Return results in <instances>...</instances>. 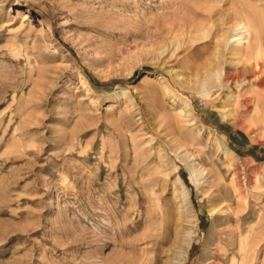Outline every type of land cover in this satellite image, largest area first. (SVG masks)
Wrapping results in <instances>:
<instances>
[{
	"label": "rangeland",
	"instance_id": "rangeland-1",
	"mask_svg": "<svg viewBox=\"0 0 264 264\" xmlns=\"http://www.w3.org/2000/svg\"><path fill=\"white\" fill-rule=\"evenodd\" d=\"M263 82L264 0H0V264H264Z\"/></svg>",
	"mask_w": 264,
	"mask_h": 264
},
{
	"label": "bare ground",
	"instance_id": "bare-ground-1",
	"mask_svg": "<svg viewBox=\"0 0 264 264\" xmlns=\"http://www.w3.org/2000/svg\"><path fill=\"white\" fill-rule=\"evenodd\" d=\"M233 27H234V29H235V31H236V33H235V36L233 37V39H232V41H234V42H236V44H238V45H241L242 43H241V35L242 34H244L245 32H246V30H243L242 31V29H243V26L242 25H240V24H234L233 25ZM240 34V35H239ZM237 35H239V37L237 36ZM243 46V45H242ZM247 48V47H246ZM249 48V47H248ZM233 50V49H232ZM235 50H236V52H235V54H240V53H243L244 51V49H242V47L241 48H235ZM259 50H260V47H259ZM234 51V50H233ZM261 51V50H260ZM263 51V50H262ZM250 52V51H249ZM251 53V52H250ZM218 54V53H217ZM252 54V53H251ZM259 54V53H258ZM246 55V54H245ZM250 69H251V67H250ZM253 73V72H252ZM255 76H258L259 78H261V76H260V72L259 71H256V67L254 68V73H253ZM228 75V74H227ZM239 75H240V72H237L236 74H231V75H228L227 76V79H228V81H233V80H236L237 81V77H239ZM263 76V75H262ZM261 81V80H260ZM183 81L182 80H180V83H182ZM210 82H212V74L211 73H208L207 75H205V77L202 79V80H196L195 81V86H198V87H201V88H203V87H205L207 84H209ZM261 83V82H260ZM264 83V82H263ZM262 84V83H261ZM260 84V85H261ZM188 88L189 89H196V88H194V85H188ZM242 92V91H241ZM243 95L242 94H239L238 95V99H237V101H238V103H240V104H243L245 107V109L247 110L248 109V107H247V105H246V103L249 101V98L250 97H247V98H243L244 100H242L241 99V97H242ZM236 101V102H237ZM228 103V102H227ZM241 107V106H240ZM225 114V113H224ZM232 114V113H231ZM229 114H225V116H228ZM224 116V117H225ZM198 164V163H197ZM197 164H195V163H192V165H191V167H192V171H193V173H196L198 170H199V168L197 167ZM200 172V171H199Z\"/></svg>",
	"mask_w": 264,
	"mask_h": 264
}]
</instances>
